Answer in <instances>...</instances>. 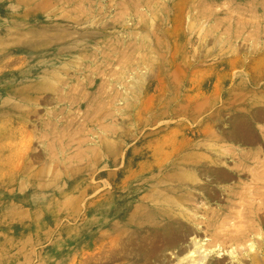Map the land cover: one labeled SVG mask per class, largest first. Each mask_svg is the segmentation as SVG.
I'll list each match as a JSON object with an SVG mask.
<instances>
[{
  "label": "rangeland",
  "instance_id": "rangeland-1",
  "mask_svg": "<svg viewBox=\"0 0 264 264\" xmlns=\"http://www.w3.org/2000/svg\"><path fill=\"white\" fill-rule=\"evenodd\" d=\"M183 1L0 0V264H125L111 241L127 244L135 208L136 224L157 202L184 246L224 235L206 249L213 264H253L242 253L264 235V0ZM241 118L259 144L220 141ZM257 151L262 164L244 160ZM230 250L243 260L217 257Z\"/></svg>",
  "mask_w": 264,
  "mask_h": 264
},
{
  "label": "bare ground",
  "instance_id": "bare-ground-1",
  "mask_svg": "<svg viewBox=\"0 0 264 264\" xmlns=\"http://www.w3.org/2000/svg\"><path fill=\"white\" fill-rule=\"evenodd\" d=\"M183 1V0H182ZM200 1V0H199ZM202 1V0H201ZM208 1H212V0H208ZM183 3H184V1H183ZM182 3V4H183ZM193 3H195V0H194V2ZM179 5V4H178ZM185 5V4H184ZM191 6H192V4H191ZM188 7V6H187ZM206 7V6H205ZM146 8V7H145ZM185 8V7H184ZM193 8V7H192ZM200 8H201V6H200ZM209 8V7H208ZM207 8V9H208ZM194 9V8H193ZM206 9V10H207ZM210 9L211 8H209L208 10L210 11ZM228 9V8H227ZM188 11H189V9H188ZM204 11V10H203ZM202 11V12H203ZM213 11V10H212ZM184 12V10H183V8L181 9V13H183ZM197 12L199 13V11L197 10ZM204 12H206V11H204ZM211 12V11H210ZM189 13V12H188ZM213 13V12H212ZM190 14V13H189ZM194 14V13H193ZM211 14V13H210ZM209 14V15H210ZM186 15V14H185ZM208 15V16H209ZM198 16H203V18L204 19H207V18H209L206 14H204V13H202V14H200V15H198ZM213 16V15H212ZM185 18V17H184ZM190 18V17H189ZM192 18V17H191ZM183 19V18H182ZM201 19H202V17H201ZM195 20H197V19H195ZM198 20H200V19H198ZM208 20V19H207ZM204 21V20H203ZM186 22V21H185ZM190 22V21H189ZM264 22V21H263ZM184 23V22H183ZM182 23V24H183ZM192 23V22H191ZM193 24V23H192ZM191 24V25H192ZM201 24H204V23H201ZM190 25V26H191ZM194 26V25H193ZM258 26V25H257ZM260 26V25H259ZM263 26V25H262ZM192 27V26H191ZM204 27V26H203ZM264 27V26H263ZM202 28V27H201ZM204 29V28H203ZM262 30V29H261ZM208 42V41H207ZM191 44V43H190ZM253 45V44H252ZM260 45V44H259ZM254 51V50H253ZM263 51V50H262ZM262 54V53H261ZM236 57V56H235ZM257 57V56H256ZM105 58V57H104ZM232 59H234V58H232ZM237 59V58H236ZM253 59V58H252ZM255 59V58H254ZM264 59V58H263ZM240 60H242V59H240ZM261 65H262V63H261ZM263 65H264V61H263ZM244 66V65H243ZM242 68V67H241ZM245 68V67H244ZM214 71V70H213ZM217 71V70H216ZM223 71V70H222ZM211 73V72H210ZM233 73V72H232ZM193 87V86H192ZM53 91V90H52ZM216 93H217V91H216ZM240 94H242V93H240ZM257 95V94H256ZM64 98V97H63ZM256 98V97H255ZM254 98V99H255ZM252 100V99H251ZM259 100V99H258ZM204 101V100H203ZM256 101V100H255ZM12 102V101H11ZM260 102V101H259ZM261 103V102H260ZM205 106V105H204ZM199 107V106H198ZM201 107L203 108V106L201 105ZM253 107V106H252ZM200 108V107H199ZM202 108H200V111H201V109ZM215 108V107H214ZM212 109V108H211ZM259 109V108H258ZM264 109V108H263ZM197 110V109H196ZM241 110H243V109H241ZM257 110V109H256ZM259 111H260V109H259ZM246 112V111H245ZM261 112H263V111H261ZM261 112H256L255 114H254V119L255 120H257V119H260V118H263L264 119V115L263 114H261ZM264 113V112H263ZM248 114V113H247ZM249 115V114H248ZM252 117V116H251ZM204 118V117H203ZM244 118V117H243ZM248 118V117H247ZM201 119V118H200ZM242 119V118H241ZM203 120V119H202ZM135 121V120H134ZM238 122L236 123H234V128H236L235 130H231V132L229 133V134H227V135H225V133L224 134H222V133H220V137H221V139H220V141L222 140V139H229V140H231V141H241V142H243V143H249V146H250V144L252 145V144H255L256 145V143H258L259 142V137H258V135H257V132L253 129V125H251V124H249L248 122L249 121H247V120H244V119H242V120H237ZM256 124V123H255ZM254 124V125H255ZM252 126V127H251ZM98 128V127H97ZM223 131H224V129H222ZM206 133H207V131H205ZM211 130H210V134H211ZM215 132V134H216V131H214ZM214 132H212V135H215L214 134ZM218 132V131H217ZM222 132V131H221ZM205 133V135H207ZM264 133V132H263ZM204 134V133H203ZM114 136V135H113ZM203 136V135H202ZM219 136V135H218ZM263 136V135H262ZM53 138V137H52ZM208 138V137H207ZM215 138H217V140H218V138L219 137H216V135H215ZM261 138V137H260ZM210 139V138H209ZM264 139V138H263ZM228 140V141H229ZM201 141V140H200ZM215 141H216V139H215ZM219 141V140H218ZM230 141V142H231ZM47 142V141H46ZM62 142V141H61ZM101 142V141H100ZM199 142V141H198ZM207 142V141H206ZM212 142H214V140L212 141ZM222 142V141H221ZM226 142V141H225ZM264 142V141H263ZM26 144V143H25ZM48 144V143H47ZM238 144H240V143H238ZM259 144V143H258ZM261 144V143H260ZM46 145V144H45ZM66 144H64V146H65ZM208 146H211V144L210 145H208ZM213 146V145H212ZM215 146H216V144H215ZM224 146V145H223ZM222 146V147H223ZM226 146V145H225ZM224 146V147H225ZM234 146V145H233ZM262 146H263V144H262ZM28 148V147H27ZM49 148V147H48ZM199 148V147H198ZM215 148V147H214ZM218 148V147H217ZM220 148V147H219ZM218 148V149H219ZM230 148V147H229ZM50 149V148H49ZM206 149V148H205ZM211 149H213V147L211 148ZM216 149V148H215ZM224 149V148H223ZM247 149V148H246ZM48 150V149H47ZM108 150V149H107ZM221 150H222V148H221ZM225 150V149H224ZM226 150H229L228 148L226 149ZM175 151V150H174ZM213 151V150H212ZM215 151V150H214ZM234 151V149L232 150V153L234 154L235 153V151ZM239 151V150H238ZM262 151H264L263 149H262ZM63 152V151H62ZM168 152V151H167ZM218 152V151H217ZM228 152H231V151H228ZM227 152V153H228ZM178 153V152H177ZM216 153V152H215ZM225 153V152H224ZM221 154V153H220ZM231 154V153H230ZM264 154V153H263ZM219 155V154H218ZM225 155V154H224ZM237 155V154H236ZM236 155H233V157L234 158H236L235 156ZM241 155V154H240ZM260 155H261V152L259 151H257L256 153H254V154H252V155H245V158H244V160L245 161H253V162H255V163H261L262 164V161L260 160ZM69 156V155H68ZM226 156V155H225ZM230 156V155H229ZM262 156V158H263V155H261ZM194 157V156H193ZM231 157V156H230ZM242 157V156H241ZM240 157V158H241ZM66 158V157H65ZM190 158H192V157H190ZM196 158V157H195ZM198 158V157H197ZM53 159V158H52ZM55 159V158H54ZM53 159V160H54ZM67 159V158H66ZM221 159H223V158H221ZM233 159V158H232ZM189 160V159H188ZM192 160V159H191ZM236 160V159H235ZM260 160V161H259ZM263 160V159H262ZM17 161V160H16ZM192 161H194V160H192ZM197 161V160H196ZM217 161V160H216ZM222 161V160H221ZM226 161V160H225ZM53 162V161H52ZM162 162V161H161ZM205 162V161H204ZM194 163V162H193ZM229 163V162H228ZM182 164V163H181ZM198 164V163H197ZM196 164V165H197ZM223 164V163H222ZM221 164V165H222ZM244 164V163H243ZM200 165V164H199ZM205 165H207V164H205ZM210 165V164H209ZM235 165H236V163H235ZM241 166H242V163L240 164ZM245 165V164H244ZM255 165V164H254ZM257 165V164H256ZM160 166V165H159ZM158 166V167H159ZM218 166V165H217ZM227 166V165H226ZM237 166V169H238V165H236ZM235 166V167H236ZM247 166H249V165H247ZM264 166V165H263ZM262 166V167H263ZM67 167V166H66ZM68 167H70V166H68ZM185 167H187V166H185ZM184 167V168H185ZM190 167V166H189ZM223 167V166H222ZM254 167H256V166H254ZM258 167V166H257ZM188 168V167H187ZM212 168V167H211ZM215 168V167H214ZM243 168H244V166H243ZM259 168V167H258ZM260 168H261V166H260ZM260 168L258 169L259 170V172H260ZM219 169H221V168H219ZM248 169V168H247ZM253 169V168H252ZM264 169V168H263ZM182 170V169H181ZM202 170H204V169H202ZM206 170V169H205ZM224 170V169H223ZM233 170V169H232ZM241 170V169H240ZM246 170V169H245ZM253 170H255V169H253ZM262 170V169H261ZM195 174H193V190L195 189L196 191L198 190H202L203 191V193H204V195H206L205 193H206V191H208L209 189L206 187V189H204L202 186H200V185H202V184H200L199 185V182L196 180V177H198V175H200L202 172H201V169L200 168H198L197 166H195L194 168H193V170H192ZM219 171V170H218ZM221 171V170H220ZM236 171H238V170H236ZM244 171V170H243ZM263 171V170H262ZM204 172V171H203ZM210 172V171H209ZM224 172V171H223ZM242 172V171H241ZM247 172H249V171H247ZM253 172H255V171H253ZM256 172H258V171H256ZM258 172V173H259ZM217 174V173H216ZM220 174V173H219ZM228 174V173H227ZM239 174V173H238ZM206 175V174H205ZM249 175V174H248ZM247 175V176H248ZM253 175H254V173H253ZM252 175V176H253ZM201 176H203L202 174H201ZM246 176V177H247ZM256 176V175H255ZM262 176H264V174H260V177L261 178H263ZM167 177V176H166ZM181 177H183V176H181ZM245 177V178H246ZM204 178H205V176H204ZM209 178V177H208ZM255 178H259V176L257 177H255ZM185 179V178H184ZM196 180V181H195ZM209 180V179H208ZM254 180V179H253ZM258 180H260V178L259 179H257V181ZM240 181H242V180H240ZM264 181V180H263ZM212 182V181H211ZM245 182V181H244ZM243 182V183H244ZM253 183V182H252ZM257 183H259V182H257ZM208 184V183H207ZM182 185V184H181ZM184 185V184H183ZM243 185V184H242ZM246 185V184H245ZM243 186L244 187V189H246L245 187L246 186ZM250 185V184H249ZM255 185V184H254ZM257 185V184H256ZM263 185V184H262ZM163 186V185H162ZM187 186V185H186ZM210 185H208V187H209ZM240 186V185H239ZM212 188V187H211ZM241 188V187H240ZM247 188H248V186H247ZM257 188H259V187H257ZM262 187L260 186V189H258V190H263V189H261ZM190 189V188H189ZM250 190V189H249ZM252 190H253V187H252ZM256 190V189H255ZM155 191V190H154ZM214 191V190H213ZM212 191V192H213ZM217 191V190H216ZM234 191V190H233ZM242 191V190H241ZM245 191V190H244ZM187 192V191H186ZM194 192V191H193ZM211 192V191H210ZM236 192V191H235ZM246 192V191H245ZM250 192H251V190H250ZM80 193V192H79ZM198 193V192H197ZM203 193H202V195H203ZM247 193H248V191H247ZM156 194V193H155ZM208 194V193H207ZM241 194V193H240ZM261 194V193H260ZM215 195H216V193H215ZM230 196H231V194H229ZM233 195V194H232ZM242 195V194H241ZM249 195V194H248ZM256 195V194H255ZM218 196V195H217ZM238 196H239V193H238ZM250 196H252V195H250ZM258 196V195H257ZM261 196V195H260ZM242 197H244V196H242ZM253 197V196H252ZM262 197V196H261ZM212 198V197H211ZM233 198V197H232ZM236 199H237V197H235ZM206 199H208V198H206ZM245 199V198H244ZM247 199V198H246ZM245 199V200H246ZM251 200H252V198H250ZM211 200V199H210ZM250 200V201H251ZM264 200V199H263ZM93 201V200H92ZM244 201V200H243ZM242 201V203H244ZM98 202V201H97ZM252 202V201H251ZM208 203V202H207ZM95 204V203H94ZM177 204V203H176ZM194 204V203H193ZM241 204V203H240ZM245 205H247V204H250V202L248 203H244ZM255 204V203H254ZM262 204H264L263 202H262ZM261 204V205H262ZM152 205V204H151ZM243 205V204H242ZM250 205H252V204H250ZM249 205V206H250ZM244 206V205H243ZM256 206V205H255ZM171 207V206H170ZM203 207V206H202ZM254 207V206H253ZM138 208L139 207H136L135 208V213L131 216V218L128 220V222L127 223H131L130 224V227H134V226H136L137 228L135 229V230H137V231H134L133 232V236L134 235H137V236H135V238L134 239H132L133 237H132V235H131V237L129 238V241L127 242V244L126 243H122V245H121V247L120 248H117V245L118 244H121V243H119V238H113V240L111 241V244H112V255L114 256V258H117V257H121V258H123V259H126L127 260V262L125 263V264H170L169 262L171 261V259H169V258H167V256H166V254H165V252H167V251H173V254H175L176 255V257H174V258H177V262H176V264H213V262H212V260L210 259L211 257H212V255H211V252L213 251H210V252H207L206 251V249H214L215 247H217V246H221L222 245V239H224L225 237H224V235L223 236H221V235H219L217 238H216V240H215V242H212V241H214L213 239H212V241H210L211 243H208V245H207V242L209 241L208 239H198V237H195V238H193L192 239V242L190 243V245L189 246H184V239H185V237H186V234H183V231L182 230H180L181 229V227H174L173 225L174 224H177V221H173V222H170L169 221V218H165V217H158L159 216V213H161L162 212V214H163V212H166V211H169V208L167 207V206H165L164 204H161V203H159V202H157V203H155L153 206H152V208H151V211L155 214V216H154V219H141L140 220V222L139 223H134L135 221H136V219H137V217H139V214H138ZM249 208V207H248ZM197 208H194L193 210H196ZM204 209V208H203ZM253 209V208H252ZM171 210V209H170ZM175 210V209H174ZM190 210V208L189 207H186V206H182L181 205V212H183V213H186V212H188ZM198 210H199V208H198ZM197 210V211H198ZM249 210V209H248ZM250 210H251V208H250ZM200 211V210H199ZM257 211H261V210H257ZM60 212V211H59ZM251 212V211H250ZM253 212V211H252ZM200 213V212H199ZM198 214V213H197ZM255 214V213H254ZM257 214V213H256ZM250 215H252V214H250ZM258 215V214H257ZM172 216V215H171ZM193 216V215H192ZM192 216H190V217H192ZM195 216V215H194ZM126 217H128V215L126 216ZM172 217H175V216H172ZM196 217V216H195ZM221 217V216H220ZM161 218H165V219H161ZM197 218H199V217H197ZM176 219V218H175ZM220 219V218H219ZM173 220V219H172ZM186 220V219H185ZM187 220H190V219H187ZM221 220V219H220ZM219 220V221H220ZM223 221H224V219H222ZM130 221V222H129ZM182 221V220H181ZM192 221V220H191ZM223 221H222V223H223ZM226 221V220H225ZM218 222V221H217ZM227 222V221H226ZM33 223V222H32ZM126 222H125V224H127ZM165 223H167V224H165ZM194 223L195 224H197V221L195 220L194 221ZM219 223V222H218ZM229 223V222H228ZM227 223V224H228ZM194 224V225H195ZM225 224V223H224ZM264 224V223H263ZM229 225V224H228ZM227 225V226H228ZM236 225V224H235ZM239 225H242V224H239ZM181 226H183V224L181 225ZM237 226V225H236ZM125 227V226H124ZM188 227V226H187ZM217 227V226H216ZM219 227V226H218ZM222 227V226H221ZM226 227V225L224 226V228ZM232 227H233V225H232ZM241 228L243 227V226H240ZM239 227V228H240ZM186 228V227H185ZM193 228V227H192ZM199 228V227H198ZM211 228V227H210ZM224 228H222L221 230V232H223V229ZM230 228V227H229ZM236 228V227H235ZM190 229V228H189ZM209 229V228H208ZM217 229H220V228H217ZM233 229V228H232ZM10 230V229H9ZM151 230V234H149L148 232ZM186 230V229H185ZM188 230V229H187ZM194 230V229H193ZM197 230V229H196ZM226 230V229H225ZM237 230V229H236ZM248 230V229H247ZM191 232H192V229L190 230ZM218 231V230H217ZM230 231V230H229ZM253 231V230H252ZM225 232V231H224ZM223 232V233H224ZM233 232L235 233V231L233 230ZM232 232V233H233ZM241 232V231H240ZM243 232H244V230H243ZM243 232L241 233V235L243 234ZM248 232V231H247ZM250 232V231H249ZM248 232V233H249ZM229 233V232H228ZM237 233V232H236ZM235 233V234H236ZM247 233V234H248ZM120 234V233H119ZM142 234H145V236H143ZM222 234V233H221ZM238 234V233H237ZM95 235V234H94ZM215 235H216V232H215ZM231 235V234H230ZM241 235H239V237L241 236ZM244 235H245V232H244ZM263 235V233L262 234H260L259 235V238H261L262 239V241L260 242V249L261 250H259V249H257V247H256V244L254 245V244H252L251 246H250V251L248 250V252H247V255H245L244 253H242V257H246V259L247 258H249L251 261L250 262H252L253 264H260V263H262V264H264V235ZM226 236V235H225ZM236 236V235H235ZM226 238H227V236H226ZM229 238L230 239H232V237L230 236V237H228V240H226V241H229ZM236 238V237H235ZM234 237H233V239L234 240H236ZM237 238H238V236H237ZM243 239V238H242ZM257 239V238H256ZM240 240V239H239ZM238 240V241H239ZM252 240V239H251ZM23 241V240H22ZM225 241V242H226ZM258 241V240H257ZM231 242V241H230ZM241 243H243V242H241ZM253 243V242H252ZM226 244V243H225ZM233 244V243H232ZM236 244H238V243H236ZM242 245V244H241ZM241 245H237V246H241ZM67 246V245H66ZM243 246V245H242ZM206 247H209V248H206ZM225 247V246H224ZM233 247V246H232ZM221 248V247H220ZM210 249V250H211ZM235 250V249H234ZM239 250V249H238ZM178 251V252H177ZM209 251V250H208ZM214 251H215V249H214ZM216 251H218V250H216ZM223 251H224V248H223ZM232 250H230V252H227V253H221L220 251V253L219 254H217V257L219 258V259H222V258H224L225 256H228V255H230L232 258L231 259H242V257L241 258H239V256L237 257L236 255H235V253H233V252H231ZM212 253H214V252H212ZM218 253V252H217ZM239 254V253H238ZM241 254V253H240ZM18 255V254H17ZM210 255H211V257H210ZM14 256V255H13ZM12 256V257H13ZM112 256V257H113ZM216 257V258H217ZM94 258V257H93ZM173 258V259H174ZM76 259V258H75ZM243 260V259H242ZM72 261V260H71ZM73 261H75L74 259H73ZM78 260H76L75 261V263L77 262ZM216 261V260H215ZM218 261V260H217ZM223 262V261H222ZM57 264V263H56ZM61 264V263H60ZM173 264V263H172ZM215 264H222L221 262H216ZM239 264H242V261H240L239 262Z\"/></svg>",
  "mask_w": 264,
  "mask_h": 264
}]
</instances>
